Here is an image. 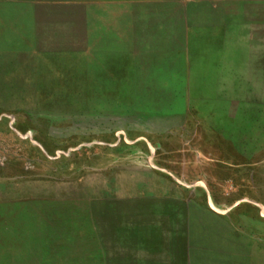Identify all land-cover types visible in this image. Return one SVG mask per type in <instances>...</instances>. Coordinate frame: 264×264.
Instances as JSON below:
<instances>
[{
  "label": "rangeland",
  "instance_id": "1",
  "mask_svg": "<svg viewBox=\"0 0 264 264\" xmlns=\"http://www.w3.org/2000/svg\"><path fill=\"white\" fill-rule=\"evenodd\" d=\"M0 0V264H264V0Z\"/></svg>",
  "mask_w": 264,
  "mask_h": 264
},
{
  "label": "crops",
  "instance_id": "2",
  "mask_svg": "<svg viewBox=\"0 0 264 264\" xmlns=\"http://www.w3.org/2000/svg\"><path fill=\"white\" fill-rule=\"evenodd\" d=\"M81 7H85L86 6V0H78L76 1Z\"/></svg>",
  "mask_w": 264,
  "mask_h": 264
}]
</instances>
